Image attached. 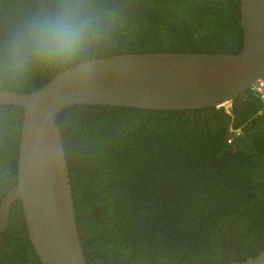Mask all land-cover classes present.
Here are the masks:
<instances>
[{"label":"trees","instance_id":"trees-1","mask_svg":"<svg viewBox=\"0 0 264 264\" xmlns=\"http://www.w3.org/2000/svg\"><path fill=\"white\" fill-rule=\"evenodd\" d=\"M71 2L89 21L79 54L13 72L3 67L13 44L69 0H0V89L29 93L71 65L112 54L242 46L239 0ZM22 114L0 108V201L17 180ZM56 124L88 264H220L264 250V107L250 90L230 113L82 105ZM0 264H41L19 201L0 232Z\"/></svg>","mask_w":264,"mask_h":264},{"label":"water","instance_id":"water-1","mask_svg":"<svg viewBox=\"0 0 264 264\" xmlns=\"http://www.w3.org/2000/svg\"><path fill=\"white\" fill-rule=\"evenodd\" d=\"M239 8L236 53L124 52L71 65L29 93L0 89V108L23 109L17 180L0 201V232L19 201L41 264H88L57 116L82 105L185 110L234 100L264 76V0H239ZM220 264H264V250Z\"/></svg>","mask_w":264,"mask_h":264},{"label":"clouds","instance_id":"clouds-1","mask_svg":"<svg viewBox=\"0 0 264 264\" xmlns=\"http://www.w3.org/2000/svg\"><path fill=\"white\" fill-rule=\"evenodd\" d=\"M89 21L69 4L54 16L33 23L13 44L3 67L13 72L26 71L29 63L64 62L85 46Z\"/></svg>","mask_w":264,"mask_h":264},{"label":"built area","instance_id":"built-area-1","mask_svg":"<svg viewBox=\"0 0 264 264\" xmlns=\"http://www.w3.org/2000/svg\"><path fill=\"white\" fill-rule=\"evenodd\" d=\"M250 92L252 96L256 97L264 107V76H260L257 79H255L254 83L250 87ZM216 108H223L226 113H230L231 101L221 103L218 106H216ZM230 131H232V133L234 134L240 133V129H236V130L230 129ZM232 138H233L232 135H229L227 137L228 144L232 143L233 140Z\"/></svg>","mask_w":264,"mask_h":264}]
</instances>
